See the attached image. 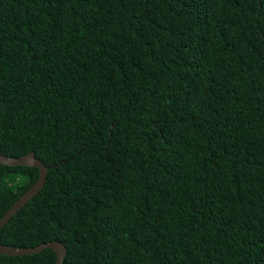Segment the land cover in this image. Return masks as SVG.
<instances>
[{
	"label": "trees",
	"instance_id": "trees-1",
	"mask_svg": "<svg viewBox=\"0 0 264 264\" xmlns=\"http://www.w3.org/2000/svg\"><path fill=\"white\" fill-rule=\"evenodd\" d=\"M28 153L56 166L1 245L264 264V0H0V154ZM38 174L0 165V218Z\"/></svg>",
	"mask_w": 264,
	"mask_h": 264
},
{
	"label": "water",
	"instance_id": "water-1",
	"mask_svg": "<svg viewBox=\"0 0 264 264\" xmlns=\"http://www.w3.org/2000/svg\"><path fill=\"white\" fill-rule=\"evenodd\" d=\"M0 165L7 167H26L38 169V178L0 218V230L14 217L28 202H30L44 187L48 171L56 165L45 166L36 159L33 153H28L19 158L6 157L0 154ZM45 249L53 250L56 256L55 264H63L66 255L65 247L58 242H49L31 248H14L0 244V255L9 257L28 256L38 254Z\"/></svg>",
	"mask_w": 264,
	"mask_h": 264
}]
</instances>
